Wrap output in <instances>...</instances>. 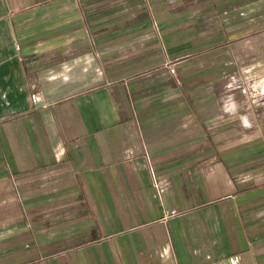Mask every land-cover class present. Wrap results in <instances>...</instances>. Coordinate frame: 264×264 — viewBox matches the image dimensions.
I'll use <instances>...</instances> for the list:
<instances>
[{"label": "crops", "instance_id": "crops-1", "mask_svg": "<svg viewBox=\"0 0 264 264\" xmlns=\"http://www.w3.org/2000/svg\"><path fill=\"white\" fill-rule=\"evenodd\" d=\"M0 264H264V0H0Z\"/></svg>", "mask_w": 264, "mask_h": 264}, {"label": "built area", "instance_id": "built-area-1", "mask_svg": "<svg viewBox=\"0 0 264 264\" xmlns=\"http://www.w3.org/2000/svg\"><path fill=\"white\" fill-rule=\"evenodd\" d=\"M167 67H168V71L172 75H176L175 67L172 63H167ZM254 85L255 84H251V89H250V95L252 97H256L260 94V90ZM30 98L33 103H37L38 101H40V96L37 93H31ZM174 213H176V210L173 209L170 211V214H174Z\"/></svg>", "mask_w": 264, "mask_h": 264}]
</instances>
